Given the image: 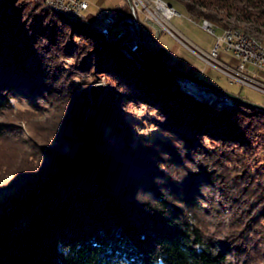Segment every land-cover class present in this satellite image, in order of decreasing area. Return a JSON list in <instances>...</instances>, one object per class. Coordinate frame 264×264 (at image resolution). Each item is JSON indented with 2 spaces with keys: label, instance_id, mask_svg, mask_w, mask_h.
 <instances>
[{
  "label": "trees",
  "instance_id": "16d2710c",
  "mask_svg": "<svg viewBox=\"0 0 264 264\" xmlns=\"http://www.w3.org/2000/svg\"><path fill=\"white\" fill-rule=\"evenodd\" d=\"M180 1L195 17L263 31L264 0ZM88 7L66 13L44 0H0V109L43 89L59 109L43 121L46 137L35 138L45 160L24 163L30 174L11 181L21 185L0 214V264H232L231 253L264 264V185L255 176L231 172L225 186L229 203L241 204L239 232L210 234L197 216L208 203L209 163L237 161L222 145L243 141L236 120L264 126V108L192 95L181 79L202 77L151 61L162 60L140 30L133 50L131 0L99 24L81 13ZM109 14L115 21L105 33ZM99 73L111 84L93 108L86 78ZM126 101L156 110L168 138L133 140L116 106ZM204 137L221 144L194 142ZM254 208L262 210L251 216Z\"/></svg>",
  "mask_w": 264,
  "mask_h": 264
},
{
  "label": "rangeland",
  "instance_id": "374dc122",
  "mask_svg": "<svg viewBox=\"0 0 264 264\" xmlns=\"http://www.w3.org/2000/svg\"><path fill=\"white\" fill-rule=\"evenodd\" d=\"M31 1V0H30ZM127 0H88L89 7L81 13L86 16L88 20L99 24L104 17L106 11L112 12L116 6L125 3ZM138 1V0H137ZM158 1L165 2L176 9V13L169 16V12L162 8L160 12L156 9ZM142 0L139 1L137 11L139 13L138 20L140 21V28L142 34L146 38L145 48L152 54L158 56L163 62L168 63L175 68L186 71L192 75L200 76L202 79L207 80L217 86L227 89L234 93H239L243 97H248L251 101L264 105V92L249 85L241 84L239 82H231L229 76L219 67L213 63L206 61L204 57H208L204 51L210 52L217 43V36L222 33V29L214 26V32L207 30L202 20H211L198 18L188 12L185 4L180 0ZM54 8L58 7L51 5ZM157 11L162 14L166 20L162 22L166 24L173 33H170L164 26L157 20ZM169 16V17H168ZM153 22V23H151ZM225 27V31L240 30L249 36H256L264 40L263 31L257 32L259 36L253 32H249L234 24H229ZM123 25L113 27L115 34L118 29H123ZM104 31V30H103ZM198 43L200 46L193 43L187 36ZM219 59L230 65H235L237 62L236 57L224 49L223 42L218 47ZM218 66H223L221 62L214 61ZM251 70V75L261 77L264 79V70L256 69L255 66L248 64ZM78 79V78H77ZM89 87L93 83L111 84L110 79L106 73L89 74L86 78ZM186 91L192 95L204 98L211 101L217 99L222 103L231 102L232 99L226 100L222 95L213 93L212 95L205 96L202 94V85L194 86L183 82ZM42 95L33 96V98L25 96H15L11 99V104L0 109V214H4L8 208L9 197L20 188L11 185V181L16 180L17 176L29 173V167L26 169L25 164L35 163L38 165L39 157L41 163L45 160V155L40 153L37 145V140L45 138L43 135L46 131L43 130L44 120H51V118L58 114V107H54L49 100L52 98L46 89H43ZM214 92V91H213ZM89 99L92 95L89 92ZM225 100V101H223ZM100 101V100H99ZM228 101V102H227ZM92 103V102H91ZM99 103V102H98ZM117 104V103H116ZM97 106V105H96ZM120 114H123L126 121L129 123V132L132 134L133 140L146 141L158 138V135L168 138L158 126H156V118L158 114L156 110L150 108L145 103L128 102L118 103ZM91 107V104H90ZM242 126V133L244 135L243 141L227 143L225 142L224 148L227 154L231 151L236 153L237 161H227L226 166L213 165L210 162L206 173H208V180L206 185L202 184L203 193L208 198V203H205V208L197 209L198 219L201 221L203 228L210 234L218 233L221 231L239 232L244 223V219L240 214V202L229 203V197L226 196V188L228 185L229 174L232 173H246L252 174L264 185V126L257 124L255 121L236 120ZM125 127V126H124ZM123 128V127H122ZM126 129V128H125ZM37 134V135H36ZM35 136V137H34ZM36 138V139H35ZM52 136H49L50 140ZM218 141V140H217ZM212 138L204 137L203 141L196 138L194 142L202 143L205 148L220 145ZM214 142V143H213ZM229 149H227V147ZM42 157V158H41ZM208 158V156H207ZM205 158V159H207ZM191 161V160H190ZM25 163V164H24ZM191 166L196 164L192 161ZM23 165V170L21 169ZM18 166H21L20 168ZM173 168H181L177 164ZM21 174V175H22ZM30 174V173H29ZM11 179V180H10ZM22 182V181H21ZM13 186V187H12ZM219 186L225 190V193L220 194ZM261 208H254L251 216L256 214ZM257 235V234H256ZM251 233V236H256ZM232 264H243V258L240 259L237 254L231 253L230 255ZM258 261H253L251 264H257ZM263 264V261H260Z\"/></svg>",
  "mask_w": 264,
  "mask_h": 264
},
{
  "label": "built area",
  "instance_id": "2783aa9c",
  "mask_svg": "<svg viewBox=\"0 0 264 264\" xmlns=\"http://www.w3.org/2000/svg\"><path fill=\"white\" fill-rule=\"evenodd\" d=\"M139 1L142 2V0H131V10L132 15L127 18V24L130 28V32L132 35H135L138 33L136 38L134 39V42L132 45H135V47H139L142 44V37L139 34V20H138V14H137V7ZM158 1V0H157ZM51 3L55 5H62L69 12H79L80 10L86 8L88 6L87 0H50ZM163 4L167 7L169 11V16L176 13V9L172 7L171 5L158 1V5ZM168 16V17H169ZM157 20L166 28L170 33H173V31L162 21L166 20L165 17H163L158 11H157ZM115 21V18L112 14H109L105 17V26L103 27V30H105L107 33L109 32V25H111ZM203 26L211 31L214 32V26L221 28L222 33L217 36V43L212 48L210 52L204 51L207 54V58L201 55L203 58L206 59V61L213 63L216 67L221 68L230 78L231 82H239L241 84H249L261 91L264 92V79L261 77H255L251 75V70L248 67V64H251L255 66L256 69H263L264 70V49H258L255 43L250 39H243L234 36V33L226 32L225 27L216 24L214 22H206L205 20H202ZM223 42L224 49L232 53L236 59L237 62L235 65H230L226 62H223L219 59V51L218 47ZM214 61H219L222 63L221 65H217L214 63ZM186 81H188V77H184ZM190 82V81H189ZM193 83L196 85L195 81ZM230 98V97H229Z\"/></svg>",
  "mask_w": 264,
  "mask_h": 264
},
{
  "label": "water",
  "instance_id": "95a60500",
  "mask_svg": "<svg viewBox=\"0 0 264 264\" xmlns=\"http://www.w3.org/2000/svg\"><path fill=\"white\" fill-rule=\"evenodd\" d=\"M139 30L141 31L140 21H139ZM150 60L153 61L154 63L158 64V65L166 66V63H164L162 61H158V60H156L154 58H150ZM187 79H188V81H190L189 82L190 84H192L193 81H195V83H198L199 85H202L204 87V89L203 90L201 89V92L205 96H209L210 92H212V93H216L218 95L219 94L220 95H225L227 97H230L231 99L243 101V102H246L248 104H252V105H256V106L264 108L263 104H259V103L253 102L251 100H248L245 97L238 95L237 93L231 92V91H229L227 89H224V88H222L220 86H217V85H215V84H213V83H211V82H209L207 80L201 79L199 77L190 76V75L188 76ZM105 89H106V85L104 83H93V84L90 85L89 92L92 95L91 106L93 108L98 104V102L101 99Z\"/></svg>",
  "mask_w": 264,
  "mask_h": 264
},
{
  "label": "bare ground",
  "instance_id": "6f19581e",
  "mask_svg": "<svg viewBox=\"0 0 264 264\" xmlns=\"http://www.w3.org/2000/svg\"><path fill=\"white\" fill-rule=\"evenodd\" d=\"M45 2H47L49 5H54V6H56V7H58L59 8V10H61V11H64V12H66V13H71V12H69L68 10H67V8H65L64 6H62V5H55V4H53V3H51L50 2V0H44ZM162 8H164V9H166L167 11H168V9H167V7L165 6V5H163V4H159V5H157L156 6V9L160 12V10L162 9ZM169 12V11H168ZM161 13V12H160ZM162 15V14H161ZM163 16V15H162ZM164 17V16H163ZM206 22H209V21H207V20H205ZM239 30H240V28H239ZM239 30H227L226 32H231V33H234V36H236V37H239V38H243V39H250V40H252L254 43H255V45L257 46V48L258 49H264V40H261L260 38H257L256 36H249V35H247V34H245V33H243V32H238ZM104 32L105 33H107L105 30H104ZM133 50H138L139 49V47H135V45H132V47H131ZM182 80H183V82L184 83H186V84H189V85H194L195 86V84L194 83H192V84H190L189 83V81H186L185 80V78H182ZM197 86V85H196ZM213 93L212 92H210V95H212ZM223 97H224V99L226 100L227 98H229V97H227V96H225V95H222ZM231 99V98H230ZM225 100H223V101H225ZM228 100V99H227ZM228 102V101H227Z\"/></svg>",
  "mask_w": 264,
  "mask_h": 264
},
{
  "label": "crops",
  "instance_id": "0c3cea01",
  "mask_svg": "<svg viewBox=\"0 0 264 264\" xmlns=\"http://www.w3.org/2000/svg\"><path fill=\"white\" fill-rule=\"evenodd\" d=\"M150 21V20H149ZM151 22V21H150ZM151 23H153V22H151ZM187 36V35H186ZM187 38H189L188 36H187ZM190 39V38H189ZM191 40V39H190ZM193 43H195L196 45H198V46H200L198 43H196L195 41H193V40H191ZM201 47V46H200Z\"/></svg>",
  "mask_w": 264,
  "mask_h": 264
}]
</instances>
